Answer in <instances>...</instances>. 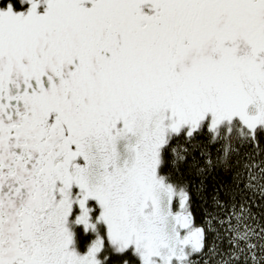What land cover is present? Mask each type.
Here are the masks:
<instances>
[{"label":"snow or ice","instance_id":"obj_1","mask_svg":"<svg viewBox=\"0 0 264 264\" xmlns=\"http://www.w3.org/2000/svg\"><path fill=\"white\" fill-rule=\"evenodd\" d=\"M0 264H264V0H0Z\"/></svg>","mask_w":264,"mask_h":264}]
</instances>
